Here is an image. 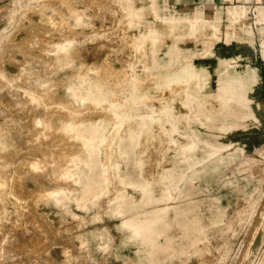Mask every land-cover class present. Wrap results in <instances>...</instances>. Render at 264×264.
I'll use <instances>...</instances> for the list:
<instances>
[{"label":"rangeland","instance_id":"rangeland-1","mask_svg":"<svg viewBox=\"0 0 264 264\" xmlns=\"http://www.w3.org/2000/svg\"><path fill=\"white\" fill-rule=\"evenodd\" d=\"M102 1L0 0V264H264V0ZM129 170L180 224L137 234Z\"/></svg>","mask_w":264,"mask_h":264},{"label":"bare ground","instance_id":"bare-ground-1","mask_svg":"<svg viewBox=\"0 0 264 264\" xmlns=\"http://www.w3.org/2000/svg\"><path fill=\"white\" fill-rule=\"evenodd\" d=\"M85 1V0H84ZM99 1V0H98ZM104 1V0H103ZM102 1V3H104ZM127 1V0H126ZM120 2H121V0H120ZM124 2V1H123ZM100 3V2H99ZM113 4V3H112ZM105 5V4H104ZM119 5H121V4H119ZM110 6H112L111 4H110ZM114 7V6H113ZM103 8V7H102ZM108 8V7H107ZM107 8H106V10H107ZM233 11V10H232ZM235 11V10H234ZM236 12H238V11H236ZM38 13V12H37ZM40 14V13H39ZM42 15V14H41ZM44 15H46V14H44ZM233 15H236V17H237V14H233ZM44 18V17H43ZM235 20V19H234ZM41 30V29H40ZM43 31H45V30H43ZM41 33H42V31H41ZM45 33V32H44ZM47 33V32H46ZM1 74V73H0ZM3 77V76H2ZM1 77V78H2ZM7 79V78H6ZM3 81V80H2ZM1 81V82H2ZM5 82V81H4ZM4 84V83H3ZM9 85H10V83H9ZM14 86V85H13ZM8 89H9V87H8ZM7 89V90H8ZM11 89V88H10ZM3 90V89H2ZM6 90V91H7ZM17 91V90H16ZM8 92V91H7ZM6 92V93H7ZM12 92V91H11ZM5 93V92H4ZM5 93V94H6ZM9 93V92H8ZM14 92H12L11 94H13ZM16 93V92H15ZM11 94H7V95H9V96H7L8 98H10V103L12 102L11 100V96H14V95H11ZM18 94H19V92H18ZM11 95V96H10ZM185 95V94H184ZM183 95V96H184ZM228 95V94H227ZM227 95H226V97H227ZM16 96V95H15ZM188 96H192V95H188ZM187 95H186V97H185V99H184V97H183V101L185 102V100L187 101V100H191V101H194L193 99H194V97L193 98H187L188 97ZM20 97V96H19ZM14 98H17V99H15L16 101H14L13 103H15V102H17V101H20V104H21V100H20V98H18L17 96L16 97H13V99ZM23 98V97H22ZM187 98V99H186ZM224 100V99H223ZM222 100V101H223ZM225 100H226V98H225ZM22 101H23V99H22ZM221 101V100H220ZM221 101V102H222ZM25 99H24V102H23V104H25ZM187 102H189V101H187ZM12 103V104H13ZM186 103V102H185ZM192 103V102H191ZM194 103H196L195 101H194ZM19 104V105H20ZM23 104H22V107H23ZM31 104V103H30ZM25 105H29V103L28 104H25ZM192 105V104H191ZM194 105V104H193ZM31 106V105H30ZM25 107V106H24ZM34 107V106H33ZM161 107V106H160ZM193 108V107H192ZM46 112H47V110H46ZM43 113H45V112H43ZM48 113V112H47ZM46 113V114H47ZM89 126V125H88ZM73 128H74V126H73ZM94 128V127H93ZM82 129V128H81ZM98 129V128H97ZM96 129V130H97ZM74 130V129H73ZM94 130V129H93ZM132 130H133V128H132ZM132 130H130V131H132ZM135 130V129H134ZM98 132V131H97ZM82 133V132H81ZM96 133V132H95ZM185 133V132H184ZM196 133V132H195ZM194 132H190V133H188V134H186V136L187 137H189L192 141H194L193 139L196 137V134H195ZM92 134H93V131H92ZM83 135V134H82ZM94 135V134H93ZM92 135V136H93ZM98 135V134H97ZM133 135V134H132ZM138 135V134H137ZM181 135V134H180ZM84 136H86V135H84ZM182 136V135H181ZM131 137V136H130ZM17 139H19V137H17ZM137 139V138H136ZM20 140V139H19ZM131 140H133L132 139V137H131ZM138 140V139H137ZM124 141V140H123ZM122 141V142H123ZM87 142L89 143V144H87V145H89L88 147H89V149L92 147V148H94L95 146H96V144L97 143H94V141H88L87 140ZM131 142V141H130ZM136 142V141H135ZM130 144V143H129ZM128 144V145H129ZM120 147V146H119ZM122 147H123V145H122ZM94 149H96V147L94 148ZM123 149V148H122ZM121 149V150H122ZM134 149V148H133ZM92 151H94V150H92ZM123 151V150H122ZM121 151V153H123L124 154V152H122ZM128 152H131V151H128ZM133 152V151H132ZM135 152V151H134ZM93 153H95V152H93ZM92 153V154H93ZM96 154H97V152H96ZM185 155V154H184ZM95 156V155H94ZM129 156V155H128ZM183 157H185V159H183L184 161H183V164H184V167H181V168H185V167H190V165L191 164H193V163H195V161L193 160V158L194 157H192V155L191 156H183ZM7 158H9V157H7ZM181 158H182V156H181ZM7 161V163L6 164H8V163H10V164H16L17 163V161L16 160H12V158H9V159H6ZM9 161V162H8ZM14 161H16V162H14ZM130 161H131V159H130ZM180 162V161H179ZM4 163V164H5ZM20 162L18 161V164H19ZM23 163V162H22ZM31 163V162H30ZM29 163V164H30ZM127 163V162H126ZM136 163H137V161H136ZM33 164V163H32ZM129 164V163H128ZM78 166V165H77ZM88 167H89V165H88ZM88 167H87V170H89L88 169ZM91 168V167H90ZM132 168V167H131ZM134 168V167H133ZM132 168V170H134ZM121 169V168H120ZM124 169V168H123ZM169 169V168H168ZM167 169V170H168ZM80 170H82V169H80ZM87 170H85L86 171V173L88 174V173H90V172H87ZM132 170H129L128 172H127V174H126V176H130V178H132L133 180H134V182L137 184V188H138V190H139V192H140V196H139V198L136 200V201H134V202H131V203H128L127 201H125L123 198H121L120 199V204H119V209H128V210H130L131 212H133L134 211V209L137 207V203L138 202H140V200L142 201V202H144V203H147V204H152V203H156L157 202V200L155 199V197H154V191H153V185H152V183L151 182H146V181H144L141 177H140V175H139V173H135V172H133ZM137 170H138V168H137ZM76 171H78L77 169H76ZM98 171H99V169H98ZM75 171H73L72 172V174L74 175V174H77L76 172L74 173ZM79 173V172H78ZM85 173V176H86V178L91 174H89L88 176H87V174ZM125 173V172H124ZM81 174V173H80ZM93 174H95V172H93ZM120 174V173H119ZM177 174V176L178 175H180V174H178V173H176V170H174V169H169L168 171H165L164 172V175H162L163 176V178L162 179H166V180H168L169 178H171V177H173L174 175H176ZM84 175V174H83ZM182 176V175H181ZM185 176V175H184ZM82 177V176H81ZM80 177V178H81ZM123 177V176H122ZM91 178H92V174H91ZM127 178V177H126ZM89 179V178H88ZM182 179V178H181ZM186 179V178H185ZM82 180V179H81ZM175 180V179H174ZM178 180V179H177ZM189 180V179H188ZM85 181V180H84ZM89 181V180H88ZM179 181H181L180 179H179ZM83 182V181H82ZM89 183V182H88ZM176 183H178V182H176ZM180 183V182H179ZM105 184V183H104ZM175 184V183H174ZM175 185H177V184H175ZM173 187H175L174 185H172ZM97 187H98V185L95 183V180L92 178V180H90V184L88 185V188H90V191H91V193H93V194H95V191H97L96 189H97ZM172 188V187H171ZM170 189V188H169ZM183 193V192H182ZM192 193L190 192V191H186V192H184V194H183V196L182 197H185L186 198V204L184 205V208H182V207H179V208H176L175 209V212H174V214H173V217H172V219H171V217H170V212H169V210L167 209V208H165L163 205H154V204H152L153 205V207H152V209H151V211L150 212H148L143 218L145 219V221H143V222H137V223H135L133 226H134V228L136 229V231H137V234L139 235V234H142V235H144V231L146 230V229H148V228H151L152 227V223H159L160 224V230H162V231H165L166 229H168V228H171L172 227V225L174 224V222L177 220V221H179L178 220V217H179V215L182 213V212H184L185 210H187V209H190L191 207H192V202L194 203V201H192V199H193V197H192ZM165 197H167L168 196V192H165V195H164ZM194 196V195H193ZM164 197V198H165ZM189 197V198H188ZM183 199V198H182ZM195 200H196V198H194ZM193 199V200H194ZM185 200V199H184ZM119 201V200H118ZM182 201V200H181ZM159 202V201H158ZM157 202V203H158ZM196 203V202H195ZM175 204V203H174ZM182 203H180V205H181ZM195 206V205H194ZM186 207V208H185ZM127 210V211H128ZM120 211V210H119ZM126 211V210H125ZM189 211V210H188ZM187 213V212H186ZM145 214V213H144ZM183 217H184V215H183ZM182 218V217H181ZM180 218V219H181ZM188 218V217H187ZM141 219V218H140ZM185 219V218H184ZM142 221V220H141ZM183 223V227L182 228H187V233L185 234V235H183V236H186V235H188V234H191L192 236H195L196 234H198V227H197V225H196V223H195V218L193 217V216H191V218L188 220V221H186V222H182ZM179 224H180V221H179ZM32 228V229H31ZM30 228V231H28V233L26 232L25 234L27 235V234H29V235H27V236H21V237H18L19 239H18V243H17V245L18 246H16L17 248H18V251H19V255H21L22 257L23 256H25V257H23V259L25 258V259H27L28 257H26V256H32L33 255V251L31 250L32 249V247H31V245H26L25 244V241L29 238V236L30 235H33V233H34V229H33V227H31ZM18 230V229H17ZM20 231V230H19ZM21 233V232H20ZM15 235H16V237L18 236L17 234H16V232L14 233ZM22 234H24V233H22ZM141 235V236H142ZM149 236H150V233L147 235V237L149 238ZM154 238V234L149 238V239H153ZM15 243V242H14ZM36 243V242H35ZM38 243V242H37ZM33 244V243H32ZM39 244V243H38ZM44 244V243H43ZM16 245V244H15ZM36 245V244H35ZM42 245V244H41ZM13 246V245H12ZM33 246V245H32ZM15 247V248H16ZM33 247H35V246H33ZM43 247V246H42ZM15 248H14V252H16V253H18V251L16 250L15 251ZM16 248V249H17ZM40 247L38 246L36 249H35V253H36V250L38 251V249H39ZM11 249V248H10ZM12 249H13V247H12ZM33 249V250H34ZM43 249H45V248H43ZM42 249V250H43ZM32 251V252H31ZM9 252H10V250H9ZM32 255H31V254ZM37 253H39V252H37ZM41 254V253H40ZM177 254V252L174 250V248H173V243H172V241L171 240H169V241H167L163 246H156L155 247V249L153 250V253H152V260H153V263H158L161 259H168L169 258V260L170 259H172L173 257H174V255H176ZM185 254H186V251L184 250V249H181L180 250V252L178 253V256L180 257H183V256H185ZM16 255H18V254H16ZM18 255V256H19ZM21 256H19V259L21 258ZM38 256V255H37ZM34 257H36V256H34ZM23 259H22V262H23ZM25 259H24V261H25ZM31 260V259H30ZM151 260V261H152ZM18 262H21V261H18ZM40 262V261H39ZM41 263V262H40ZM38 264V263H37Z\"/></svg>","mask_w":264,"mask_h":264}]
</instances>
